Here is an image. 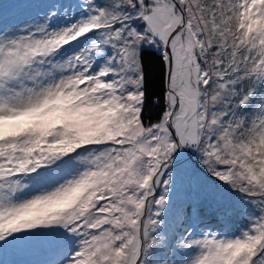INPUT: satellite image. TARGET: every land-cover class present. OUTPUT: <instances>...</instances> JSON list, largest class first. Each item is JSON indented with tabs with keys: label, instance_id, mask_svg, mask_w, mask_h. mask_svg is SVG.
Here are the masks:
<instances>
[{
	"label": "snow or ice",
	"instance_id": "obj_1",
	"mask_svg": "<svg viewBox=\"0 0 264 264\" xmlns=\"http://www.w3.org/2000/svg\"><path fill=\"white\" fill-rule=\"evenodd\" d=\"M0 264H264V0H0Z\"/></svg>",
	"mask_w": 264,
	"mask_h": 264
},
{
	"label": "trees",
	"instance_id": "obj_2",
	"mask_svg": "<svg viewBox=\"0 0 264 264\" xmlns=\"http://www.w3.org/2000/svg\"><path fill=\"white\" fill-rule=\"evenodd\" d=\"M145 79L146 88L149 96V104L151 103V96L153 93H158L161 89L162 68L160 67L157 57L152 55L145 56ZM158 112L159 109H153Z\"/></svg>",
	"mask_w": 264,
	"mask_h": 264
}]
</instances>
